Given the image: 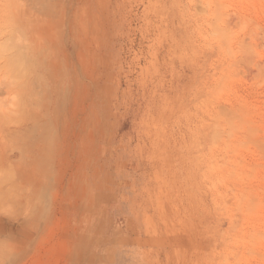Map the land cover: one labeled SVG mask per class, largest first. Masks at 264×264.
I'll return each instance as SVG.
<instances>
[{
  "label": "rangeland",
  "instance_id": "obj_1",
  "mask_svg": "<svg viewBox=\"0 0 264 264\" xmlns=\"http://www.w3.org/2000/svg\"><path fill=\"white\" fill-rule=\"evenodd\" d=\"M0 264H264V0H0Z\"/></svg>",
  "mask_w": 264,
  "mask_h": 264
}]
</instances>
